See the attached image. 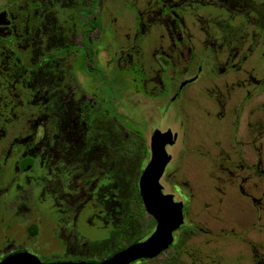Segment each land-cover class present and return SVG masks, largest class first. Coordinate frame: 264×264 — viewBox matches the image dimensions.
I'll use <instances>...</instances> for the list:
<instances>
[{"label":"rangeland","instance_id":"rangeland-1","mask_svg":"<svg viewBox=\"0 0 264 264\" xmlns=\"http://www.w3.org/2000/svg\"><path fill=\"white\" fill-rule=\"evenodd\" d=\"M192 1L174 0L176 6ZM196 1L202 4L204 0ZM0 4L8 6L19 30L15 37L23 38L21 45L28 44L22 32L24 22L31 20L38 47L34 58L42 53L55 58L49 57L45 66L50 75L63 74L59 66L64 65L74 85L76 66L78 79L87 85V54L79 36L86 27L82 11L89 0H0ZM154 4L155 0H95L98 25L87 36L95 49V62L103 64L111 46L102 29L100 10L106 18L113 16L112 26L123 46L128 42L124 33L132 42L142 24L144 31L140 27L136 47L139 54L120 48L110 63L114 83L122 93L116 107L125 115L112 120L123 135L142 140L148 127L137 131L133 125L142 122L145 114L160 128L176 132L175 143L167 148L171 155L167 154L161 182L172 200L181 202L183 222L168 247L129 264H264V0H225L219 13L210 6H184L177 9V19L171 9L167 22L159 19V8L149 13V19L139 13ZM209 12L217 14L204 17ZM199 15L208 17L205 44L206 21L199 20V24ZM183 20L188 28L195 25L196 29L188 33L192 65L187 70L183 61H176L183 59L176 52L184 48L176 43V52L170 49L177 39L187 44ZM215 49L221 50L219 56L212 54ZM189 50L186 45L184 52ZM141 58L153 71L148 72L153 80L143 91L142 81H134L124 71L126 64L140 63ZM198 64L202 66L199 79L185 87L184 103L179 104L180 99L169 103L177 81L193 74ZM211 74L223 75L214 76L205 90L203 81L211 79ZM23 93L0 117L2 185L21 159L32 158L33 167L14 175L8 190L0 192V256L24 247L46 258L101 260L106 257L104 251L86 255L89 238L101 239L112 228L130 222L139 231L136 239L149 236L154 230L151 215L134 216L117 200L116 181L110 173L115 151L102 136L87 133L80 120L79 129L62 132L57 105L43 110L32 95ZM74 104L79 109L80 103ZM46 117L47 128L43 125ZM88 218L91 229L85 230L81 220ZM31 225L35 226L33 234L27 232ZM65 228L72 229L71 239L63 236Z\"/></svg>","mask_w":264,"mask_h":264},{"label":"flooded vegetation","instance_id":"flooded-vegetation-1","mask_svg":"<svg viewBox=\"0 0 264 264\" xmlns=\"http://www.w3.org/2000/svg\"><path fill=\"white\" fill-rule=\"evenodd\" d=\"M16 1V0H15ZM185 0H182L181 3H183ZM195 2V3H194ZM192 1V3L187 5H177L175 4L174 0H155L154 6L149 9H143L139 10V13L143 12L145 13L147 19L148 16H151L149 14L150 12H153L155 8H159L158 16L159 19H162L163 21L167 22V19L169 18L168 13L171 9H173V15L175 16L174 19H177L180 17V15L177 13V9H180L181 7H188L190 8L191 5L198 6H210L212 9L218 10V13L221 8L225 7V0H204L202 1V4H198L196 0ZM217 5V6H216ZM220 8V9H219ZM95 0H89V4L87 8L82 11V14L84 16V19L86 21V27L84 28L79 36V41L82 44L83 48L86 51L87 58H86V68L88 70L89 79L87 80V85L85 86L79 79L78 74L76 73V66H74V77H75V84L73 85L72 79L68 77L65 73V67L64 65L59 66L61 68L60 71L63 72V74L56 75L57 78H55L54 75H50L47 72V63L50 61V58H53L54 56L44 55L43 53L40 54L39 57L34 58L37 55L38 47L35 45V39L32 37V31H31V20H26L24 23H26V29L24 30V39L28 44L26 43L24 45H21L23 38H16L17 32L19 31L17 29L16 23L14 22L13 18L9 14L8 6L0 4V117L6 115L8 112L6 111L7 108H11L12 105H14L21 97V94H24V92H28V94L32 95L36 101L39 102V104L42 106L43 110H49V108L52 107V105H57L56 110L57 112L61 114L62 118V127H60L62 132L68 131H75L79 129V125L83 122L85 125V129L88 132H95L99 133L100 136L107 142L109 149H111L113 152L115 151V156L112 159L111 162V168L110 173H112V177L115 179L116 183V193L118 197V201L121 202L122 206L126 210H130L131 213L135 216L139 215L141 212H147L149 213L140 196L139 193V187H138V179L139 176L143 170V168L146 166L148 161L151 157V137L155 130H160V132H166L170 131L172 142H168L165 144L164 148L168 155H171L167 148L171 145H173L176 141L175 139V133L170 128H160L159 125H156V122L154 118L151 115L145 114V117H143V121L140 123L135 122L133 126L136 127L137 131H142V129H145V126L148 127L149 131L148 133H144V138L138 139L135 136L132 135H123V133L117 128V125L113 122V116L119 117L121 120L125 118V115L118 110L116 107V101L119 98L120 95H122L120 90V85H116L114 83L115 74L113 67H110V63L114 61L115 57L117 56L118 52L120 51V48H123V51H136L137 53V45L139 38H141V35H139L140 27L141 31H144V28L142 27V24H140L137 27V35L134 37L132 42H129V34L124 33L126 41H128L125 46L120 44L121 39H119V35L117 34V31L113 28L112 23L113 16L110 18H106L105 14L99 12V18L101 20V24H103L104 33L107 36V40L110 44L111 52L109 54L108 59L106 60V63H96L95 59V49L90 45L88 41V35L93 33L92 30H95L97 28V16L95 15ZM210 14H217L213 12L205 13L204 17ZM212 15V16H213ZM36 16V15H35ZM34 14L32 15V18H35ZM94 17V18H93ZM182 17V16H181ZM203 16L199 15L196 17L197 22L200 24V22L206 21L204 24L205 27H203V31L208 30V17L204 18ZM28 18V15L27 17ZM183 19V18H182ZM200 20V22H199ZM161 21V20H160ZM48 22V21H47ZM148 22V21H147ZM139 23H142L139 21ZM183 27H185V31L187 30L186 34V43L182 42L181 39H177L176 41H173L170 49L173 51L175 50L177 45L176 43H179L184 50L186 49V45L189 46V52L185 53L184 50H178L176 52L177 57H183V59L176 60L177 63L181 60L184 62L183 67H185V70H187L190 65H192L191 61V42L192 40H189V34L193 31H195V25L191 28H188L185 24L184 20L181 22ZM59 27V25H58ZM17 31V32H16ZM189 33V34H188ZM204 35V32H203ZM9 36V37H7ZM19 37V36H18ZM203 44H205V41L208 42L209 38L204 35ZM42 41H44L43 38H41ZM53 42L56 43L55 39H53ZM197 41V40H196ZM18 42V45L15 44ZM116 43L119 44V47H116ZM212 45V43H210ZM26 45V46H25ZM125 47V48H124ZM171 51V52H172ZM212 53L214 56H219L221 50L215 49ZM219 53V54H218ZM142 56V55H140ZM203 56V55H202ZM56 57V56H55ZM59 58V56H57ZM55 59V58H53ZM229 60V58L227 59ZM140 61V60H139ZM132 64H126L125 70L128 72L129 75H131V78L134 81H142L141 82V91L147 86L150 85V80H153L152 77L149 76V74L152 71V68H149L145 65L144 61H141L140 63H137L133 61ZM201 65L198 64L194 73L186 76L185 78H181L179 81H177V84L174 87V92L169 97L168 102L171 103L175 99H180L179 104L184 103L186 100V97L183 96L185 87L192 82H196L199 79V72L201 70ZM145 68L147 70H145ZM233 71V70H232ZM229 71V72H232ZM149 72V74H148ZM228 72V71H227ZM226 72V73H227ZM225 74V73H223ZM222 74V75H223ZM222 75H216L211 74V79L208 80V78L203 81V83H206L205 90H208V84L210 81L214 80V76L221 77ZM213 82V81H212ZM72 83V84H71ZM226 83V82H225ZM227 84V83H226ZM70 85H72V88H70ZM75 88V89H74ZM69 89V90H68ZM74 89V90H73ZM80 93V94H79ZM122 97V96H121ZM86 98V99H84ZM52 99H54L52 101ZM123 101V98H122ZM74 102H78L79 109L75 106ZM75 107V108H74ZM67 116H70L71 119H67ZM110 118V119H109ZM46 123L43 122V125L48 127L47 120L48 118H45ZM80 120V122H79ZM68 122V123H67ZM127 123V122H126ZM13 124V122H11ZM123 124L124 121H123ZM17 125V124H15ZM128 126V125H127ZM70 128V129H69ZM49 130V128H48ZM145 157V158H144ZM142 158H144L142 160ZM31 161L32 158L26 157L21 159L18 163H16V170L11 176L10 179L6 181L4 186L2 185V179L4 174L0 172V192L3 189L8 190V187L11 185L13 181V176H18L20 173H26L30 171L31 168ZM131 161L134 163L131 164ZM131 164V165H130ZM135 164H137L138 168L135 169ZM168 165V164H167ZM164 168V171L159 179V182L162 186V192L164 194H169L164 191L163 184L161 182L162 177L165 173L166 167ZM33 167V166H32ZM55 174L51 176L52 179H55ZM131 179L132 182H131ZM56 181V180H55ZM136 182V184H135ZM131 183H133V186L136 187L137 193L140 197V201H136V198L134 200V196L131 195V189L133 187L131 186ZM2 193V192H1ZM123 197V198H122ZM150 214V213H149ZM151 215V214H150ZM138 217V216H137ZM151 217L154 219V227L156 224L155 218L151 215ZM91 219H84L81 220V223L83 227H85V230L91 229V226L89 228V223L92 224L90 221ZM133 224L130 223H124L118 228H112L106 236H104L101 239H91L89 238L87 241H85L86 244V255L90 254H96L97 250L104 251L106 254V257L103 259H106L107 257L111 256L113 253L127 247L131 243H134L136 241H140L141 239L138 238V232H136V226L130 225ZM87 227V228H86ZM35 226H27V232L30 234L35 233L33 229ZM63 236H65L66 239H71L72 237V229H64ZM104 249V250H103ZM14 255H32L37 257L41 262L44 263H51V262H93L97 263L102 261L101 260H93L88 258H83L81 256H65V257H52V258H46L45 256L34 252L33 250L27 249V248H20V249H14L12 251L6 252L2 256H0V262L3 261L6 258L12 257ZM135 263V262H134ZM22 264V263H17Z\"/></svg>","mask_w":264,"mask_h":264},{"label":"water","instance_id":"water-1","mask_svg":"<svg viewBox=\"0 0 264 264\" xmlns=\"http://www.w3.org/2000/svg\"><path fill=\"white\" fill-rule=\"evenodd\" d=\"M172 142L170 131L155 130L151 137V157L143 168L138 187L146 210L155 218L152 233L145 239L131 243L100 262H41L32 255H14L0 264H129L135 260L156 256L173 241L174 230L183 222L182 204L174 202L171 194H164L159 179L169 160L165 144Z\"/></svg>","mask_w":264,"mask_h":264},{"label":"trees","instance_id":"trees-1","mask_svg":"<svg viewBox=\"0 0 264 264\" xmlns=\"http://www.w3.org/2000/svg\"><path fill=\"white\" fill-rule=\"evenodd\" d=\"M135 169H137L138 168V166H137V164H135ZM132 180L133 179H131V182H132ZM135 184H136V182H135ZM131 186L133 187V189H131V195H133L134 197V200H135V198H136V201H140V197H139V195H138V193H137V190H136V187H134L133 186V183H131Z\"/></svg>","mask_w":264,"mask_h":264}]
</instances>
